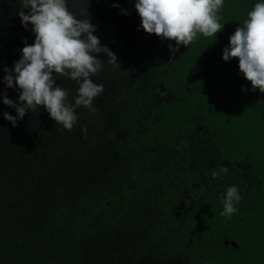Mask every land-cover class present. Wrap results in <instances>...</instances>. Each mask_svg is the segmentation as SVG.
<instances>
[{
	"label": "trees",
	"instance_id": "16d2710c",
	"mask_svg": "<svg viewBox=\"0 0 264 264\" xmlns=\"http://www.w3.org/2000/svg\"><path fill=\"white\" fill-rule=\"evenodd\" d=\"M257 3L264 0H224L216 13L221 32L197 33L188 47L181 45L156 68L155 81L177 98L155 107L142 127L125 120L126 133L115 147L114 185L58 205L47 219L44 230L51 229L68 246L60 264L89 259L118 264L134 254L179 256L188 264H264V93L251 90L238 58L223 59L230 36ZM199 130L208 133L221 159L248 164L258 175V184L240 194L229 217L221 214L217 199L201 198L194 173L182 186L153 176L145 165L149 151L175 148ZM14 245L10 260L0 258V264H22L18 254L25 250L21 243Z\"/></svg>",
	"mask_w": 264,
	"mask_h": 264
},
{
	"label": "rangeland",
	"instance_id": "374dc122",
	"mask_svg": "<svg viewBox=\"0 0 264 264\" xmlns=\"http://www.w3.org/2000/svg\"><path fill=\"white\" fill-rule=\"evenodd\" d=\"M66 2L78 19L90 18L97 29L93 34L117 56L119 64L107 63L109 58L103 52L94 54L105 62L92 77L104 91L93 101L95 113L84 107L76 110L78 119L71 131L56 125L43 106L18 119L15 127L4 118V113L17 116L15 108L3 103L4 94L17 106L20 95L18 87L8 88L3 82L7 75L4 69L14 70L25 41L34 44L35 34L31 24L27 28L22 25L20 0H0V258L10 260L14 243H21L25 250L18 254L22 264L63 261L68 246L60 235L44 230L47 219L59 209L58 205L88 199L114 185L118 179L115 147L126 133L125 120L132 118L142 127L155 107L177 98L155 81L156 68L175 56L177 51L173 53L169 46L175 49L176 42L142 29L136 0ZM24 11L28 14L29 9ZM56 84L71 90L68 102L74 103L77 85L63 78H57ZM143 158L153 176L176 179L182 186L194 173L202 199L211 196L221 202L227 188L235 185L243 194L259 182L250 165H231L221 159L204 130L189 134L175 148H158ZM220 166L228 172L214 178L211 172ZM13 237L17 241L11 240ZM125 238L121 241L123 247ZM86 264L111 262L89 259ZM118 264L188 262L179 256L134 254Z\"/></svg>",
	"mask_w": 264,
	"mask_h": 264
},
{
	"label": "clouds",
	"instance_id": "9594fccd",
	"mask_svg": "<svg viewBox=\"0 0 264 264\" xmlns=\"http://www.w3.org/2000/svg\"><path fill=\"white\" fill-rule=\"evenodd\" d=\"M223 3L224 0H136L135 8L146 33L176 42L175 49L169 46L174 53L181 45L188 47L197 33L211 37L221 32L216 13ZM20 5L22 25L33 26L35 42L28 45L25 41L14 70L4 69L7 75L3 82L8 88L20 90L19 106L4 94L3 103L17 112V116L4 113V118L15 127L18 119L43 106L56 125L71 131L78 119L76 110L84 107L95 113L93 101L104 91L103 85L94 83L92 77L105 62L94 54L105 53L107 63L119 67L118 58L93 34L97 29L90 18L78 19L69 11L66 0H20ZM25 9H29L28 14ZM248 15L249 19L230 36L223 59L227 62L238 58L240 72L251 83V90L264 93V3H257ZM57 78L77 85L74 103L68 102L71 90L57 86ZM227 172L226 167L220 166L211 175L222 178ZM240 200L237 186L227 188L221 199V214L229 217L237 211L235 205Z\"/></svg>",
	"mask_w": 264,
	"mask_h": 264
}]
</instances>
